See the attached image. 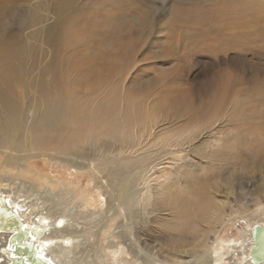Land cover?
<instances>
[{
	"label": "rangeland",
	"instance_id": "obj_1",
	"mask_svg": "<svg viewBox=\"0 0 264 264\" xmlns=\"http://www.w3.org/2000/svg\"><path fill=\"white\" fill-rule=\"evenodd\" d=\"M96 117L148 127V145L164 160L145 184L167 202L168 193L182 199L187 222H205L212 200L187 185L213 177L227 206L208 245L218 232L248 230L256 221L247 215L264 217V0H0V148L13 151L0 152V177L38 188L45 176L69 178L46 155L54 151L34 148L53 149L69 129L87 135L80 124ZM22 134L35 147L10 149ZM179 136L193 143L180 159L168 157V139ZM29 168L42 176L20 170ZM72 179L79 194H93L88 179ZM162 213L136 227L140 245H154L160 260H191L204 247L190 251L191 234V242L171 240L175 211Z\"/></svg>",
	"mask_w": 264,
	"mask_h": 264
},
{
	"label": "bare ground",
	"instance_id": "obj_2",
	"mask_svg": "<svg viewBox=\"0 0 264 264\" xmlns=\"http://www.w3.org/2000/svg\"><path fill=\"white\" fill-rule=\"evenodd\" d=\"M40 122L44 120L41 118ZM124 122L111 124L97 117L85 119L80 126L89 129L87 135L81 134L79 128L69 129L58 138L53 149L34 148L44 151L40 153L54 151L46 155L63 172H68L69 178L45 176L42 178L46 181L38 188L36 182L22 179L14 182L11 176L0 177V264H106L109 257L108 264H131V261L143 264L138 253L145 254L144 264H264V217L257 218L258 212L247 215L256 221L248 225V230L227 239L218 232L208 245L207 235L227 206L226 200L216 195L219 192L213 187L216 181L207 175L192 177L195 184H188L186 191L196 193L197 199L212 200L205 222H187L181 216L184 208L181 209L179 201L182 199L168 193L167 202L162 189L145 184L164 160L157 154L163 152L151 150L148 145V127ZM193 140L181 136L168 139V157L180 159V153L189 150ZM3 147L7 148V143ZM19 147L35 145L22 134L10 149ZM39 147L44 146L39 144ZM5 151L8 155L13 152L0 148L3 155ZM171 162L174 160L168 161ZM20 170L38 178L42 176L36 168ZM76 176H79L77 183L86 178L93 184L92 195L78 193L72 179ZM164 206H168V211H175V221L168 220L176 232L171 240L186 242L193 236L190 251L204 247L197 255H190L191 260H184L180 253L160 260L150 250L154 245L147 242L140 245L142 238L136 227L160 219ZM106 233L109 234L107 243L103 242ZM247 241L249 246L243 248ZM235 254L241 255L240 258L235 259ZM105 256L109 257L105 259Z\"/></svg>",
	"mask_w": 264,
	"mask_h": 264
}]
</instances>
